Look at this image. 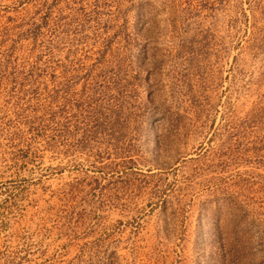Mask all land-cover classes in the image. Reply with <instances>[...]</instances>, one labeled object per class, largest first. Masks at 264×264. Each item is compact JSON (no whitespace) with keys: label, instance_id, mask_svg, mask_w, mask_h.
<instances>
[{"label":"rangeland","instance_id":"1","mask_svg":"<svg viewBox=\"0 0 264 264\" xmlns=\"http://www.w3.org/2000/svg\"><path fill=\"white\" fill-rule=\"evenodd\" d=\"M0 264H264V0H0Z\"/></svg>","mask_w":264,"mask_h":264}]
</instances>
